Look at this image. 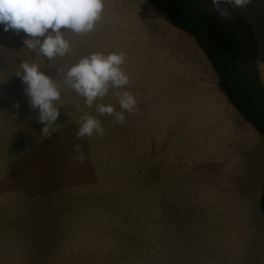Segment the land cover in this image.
I'll return each instance as SVG.
<instances>
[{
  "label": "rangeland",
  "instance_id": "1",
  "mask_svg": "<svg viewBox=\"0 0 264 264\" xmlns=\"http://www.w3.org/2000/svg\"><path fill=\"white\" fill-rule=\"evenodd\" d=\"M246 5L254 10L261 6L264 17V0H248ZM250 27L256 41L255 35L264 36L261 16L255 30ZM106 31L108 42L95 46L88 43L90 33L62 30L71 50L49 60L25 47L28 37L22 30L4 31L0 24V264H216L217 228L210 204L247 203L255 174L244 167L233 179L220 176L216 186L206 163L196 164V150L208 154L209 148L200 146L206 145L204 140L199 141L206 138L186 126L181 111L177 117L170 115V109L183 108L189 96L204 95L186 89L185 79L174 75H216L193 39L178 29L174 32L183 36V47L177 40L176 45H165L171 41L163 39L160 44L163 30ZM259 46L257 61L264 77V48L261 42ZM145 47H150V57ZM94 52L126 54L123 68L131 82L119 91L135 95L137 112L125 113V122L115 124L113 117L99 114L95 104L88 107L83 97L64 86L54 121L60 129L44 138L39 112L31 108L26 85L15 75L20 65L39 63L45 75L59 79L56 70L65 73ZM112 91L96 103L123 111ZM163 108L165 115L154 114ZM85 113L101 121L102 136L77 139ZM189 117L191 124L199 118L195 112ZM238 120L236 125L263 140ZM230 140L247 143L238 136ZM77 144L86 156L83 163L70 158L77 155ZM254 160L252 156L251 164Z\"/></svg>",
  "mask_w": 264,
  "mask_h": 264
},
{
  "label": "crops",
  "instance_id": "2",
  "mask_svg": "<svg viewBox=\"0 0 264 264\" xmlns=\"http://www.w3.org/2000/svg\"><path fill=\"white\" fill-rule=\"evenodd\" d=\"M103 2L102 19L96 24L95 30L89 34V44L99 46L100 43H107L108 35L106 30H163L157 39L160 44L163 41H171V44L165 45H176L177 40L178 46L183 47L181 43V37L183 36L174 32L175 29L171 28L166 16L153 8L148 2L144 0H103ZM228 6L233 13L244 17L253 30H255L254 26L256 21H258V17L261 16V20H264L263 14H261L263 11L261 6L257 10L247 5L244 7L228 4ZM168 32L171 33V37L163 36L168 34ZM146 33L150 39V33L148 31ZM255 36L258 41L256 43L259 54V42L262 43V48H264V36ZM184 44L186 50V42ZM143 49L146 51L147 57H150V47ZM257 63L259 62L257 61ZM36 64L39 65V63ZM44 65L46 64L44 63L41 66ZM258 68L264 83L262 71L259 66ZM174 76L185 79L188 85L186 89H196L204 94L197 97H194V95L189 96V101H187L186 105L183 108H175L174 111L170 109V115L176 114L177 117L181 111L183 117L186 116V126L192 128V132H195L197 136L206 138L199 139V141L204 140L203 143L206 145L200 146L208 147V154H204V152L200 154V150H196L198 160L196 164L201 166L202 163H206L210 181L212 180L217 186L220 176L233 179L237 176L236 172H239L244 167H250L252 175L255 174L253 186L249 192V201L245 203L249 205L247 210H245L244 203L234 204L233 200H230L228 205L224 207L218 201L215 206L213 203L210 204V207L208 205L213 220L216 218L215 248L218 255L216 264H218V260L219 263L222 262L221 264L225 260H227V264H264V216L260 210V197L264 181V139L254 129L263 140L256 138L248 128L243 129L241 126L236 125L241 123L238 118L243 119L219 91L216 76L214 78L202 76L186 77L181 76V74ZM196 78L199 82H197ZM169 79L171 78H166L165 80ZM161 81L162 78H160L159 84L156 85L157 88H159ZM197 83H203V85L196 87ZM166 108L155 110L154 114L162 113L165 115ZM151 112L152 109L150 110ZM194 112L199 118L191 124L189 116ZM172 122H175V120L170 121V123ZM165 123L168 126L170 125L169 120H165ZM235 136H238L240 140L246 139L247 143L230 140ZM166 150H164V153ZM166 154L164 159L167 157ZM206 156L209 158L207 161ZM252 156H255V160L251 164ZM179 157L185 163L194 164L191 159L185 156ZM164 166H166L165 162ZM184 170L188 172L185 168ZM217 192H219V187H217ZM253 204L254 206H252ZM242 210H245V212ZM211 241H213L212 238Z\"/></svg>",
  "mask_w": 264,
  "mask_h": 264
},
{
  "label": "clouds",
  "instance_id": "3",
  "mask_svg": "<svg viewBox=\"0 0 264 264\" xmlns=\"http://www.w3.org/2000/svg\"><path fill=\"white\" fill-rule=\"evenodd\" d=\"M218 2L213 0V4ZM225 2L244 6L248 0ZM103 9V0H0V24H3L4 31L22 30L28 37L23 41L25 47L52 60L65 56L71 50L62 29L78 35L89 34L102 19ZM222 15H227V11H222ZM126 63L124 52H110L107 55L94 52L80 58L65 73L56 70L59 79L45 75L38 64L29 62H23L21 70L15 75L26 85L24 92L31 108L39 112L38 121L44 124L41 135L49 138L53 131L60 129L54 125V121L59 117L58 104L61 103L64 86L83 97L88 107L95 104V111L99 114L113 117L115 124L125 122V113H136L138 101L135 95L127 90L119 91L131 82L123 68ZM110 90L118 98L123 111H116L111 104L96 103L102 101ZM13 107L18 105L14 104ZM80 119L77 139L104 134L105 129L97 117L85 113ZM75 152L77 155L70 158L83 163L86 156L80 145H75Z\"/></svg>",
  "mask_w": 264,
  "mask_h": 264
},
{
  "label": "trees",
  "instance_id": "4",
  "mask_svg": "<svg viewBox=\"0 0 264 264\" xmlns=\"http://www.w3.org/2000/svg\"><path fill=\"white\" fill-rule=\"evenodd\" d=\"M172 27L191 37L218 80V89L238 115L264 139V83L258 48L248 22L225 0H144ZM226 10L227 15H222ZM264 216V181L260 197Z\"/></svg>",
  "mask_w": 264,
  "mask_h": 264
}]
</instances>
